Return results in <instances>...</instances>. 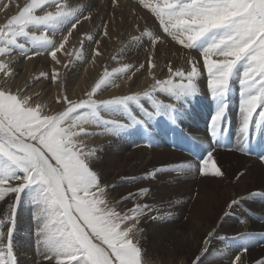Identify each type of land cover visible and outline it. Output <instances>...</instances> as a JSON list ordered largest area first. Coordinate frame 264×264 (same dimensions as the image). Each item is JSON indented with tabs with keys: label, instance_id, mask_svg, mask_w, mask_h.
I'll use <instances>...</instances> for the list:
<instances>
[{
	"label": "snow or ice",
	"instance_id": "obj_1",
	"mask_svg": "<svg viewBox=\"0 0 264 264\" xmlns=\"http://www.w3.org/2000/svg\"><path fill=\"white\" fill-rule=\"evenodd\" d=\"M138 4L155 17L162 30L163 35L146 30L153 47L170 38L184 49L197 50L202 57L207 88L214 101L208 123L210 136L218 141L228 127V100L234 79L239 86L238 134L242 143H248L253 131L264 136V0H138ZM84 11L83 5L73 6L69 0H29L0 25V74L12 76L14 55L31 59L46 52L52 61L61 64L57 54L72 55L65 45ZM65 27L68 35L57 41L56 35ZM104 27L103 34L108 35ZM86 39L93 37L88 35ZM83 44L81 41V51L75 53L77 59ZM188 63L191 68L187 72L173 71L169 66V78L156 79L150 90L93 99L102 86L113 84L115 75L127 71L128 66L114 73L105 71L86 100L77 103L67 96L58 97L57 102L67 103L68 107L55 115L44 114V105L34 103L32 96L0 87V201H12L10 211L0 218V264H18L12 238L17 211L24 202L35 208L34 251L38 264H147L140 244L145 231L142 222L147 220L157 227L168 224L173 219V203L169 199L153 207L151 203L135 202L151 194L150 187L139 186L116 202H132L131 207L118 211L105 199L108 185L102 184L100 174L93 169V164L104 168L107 163L97 147L88 146L87 138L138 134L147 141L145 146L151 147L149 122L166 117L170 125L177 126L182 102L200 92L198 61L189 58ZM154 67L149 59V69ZM57 75L53 71L51 79L55 81ZM157 93L165 94L171 102L159 99ZM142 97L150 107L142 103ZM104 114L120 118L106 119ZM213 151L209 149L172 169L155 167L132 179L153 181L169 172L176 173L177 178L194 172L222 177L224 173L213 162ZM259 151V158L264 160V142ZM239 202L233 199L229 208ZM215 235V231L207 233L203 245L210 246ZM246 235L233 239L243 240ZM247 251L244 246L240 249V253ZM207 252L208 247H202L192 264H203ZM231 264H243L242 255L235 254ZM257 264H264V260Z\"/></svg>",
	"mask_w": 264,
	"mask_h": 264
},
{
	"label": "rangeland",
	"instance_id": "obj_2",
	"mask_svg": "<svg viewBox=\"0 0 264 264\" xmlns=\"http://www.w3.org/2000/svg\"><path fill=\"white\" fill-rule=\"evenodd\" d=\"M115 1H116V4L113 3L114 2L113 0L112 1L111 0H102V1L100 0L96 4L94 3L95 5L93 4V7L91 9L94 10L95 8L96 9L98 8L97 9L98 11H100L102 9L99 13H101L103 11L102 12V14L104 13L103 15L102 14L100 15L97 11L99 16H104V18L99 17L100 21L104 20L106 15H108L109 18L112 17L111 19H113L116 24H118V25L120 24V26L124 21L123 19H125L126 13H128L127 16H129L130 18H132L134 16L132 19H137L138 17H140V11L138 9L140 5L137 3L138 0H136V1L132 0V2L129 0H126L129 2L128 4L131 3V6L128 8L129 12L125 6L121 7L123 3L120 6V3H121L120 0H115ZM134 1H135V3H134ZM28 2H29V0H0V25H3L6 22V20L8 18H10L12 15L17 14L19 12L20 8L23 7ZM102 2H104L103 6H101ZM83 3L88 4V2H86V1H83ZM104 4L106 5V7ZM111 4H112V6L115 4L114 7H111ZM117 6H118V8H117ZM119 6L121 8H119ZM103 9H105L107 11H104ZM49 10H51V9H49ZM93 10L92 11L89 10V11L85 12L86 14L83 13V15L80 19V23L77 24V27L75 29L71 30L73 32V34L71 35L72 37H70V36L68 37V43L65 45V47H66L67 51H69V53H72V55L67 56L64 54V52H61V53L59 52L60 54L59 55L57 54L58 58H61L60 59L61 64H58L59 66L54 61H52L50 59L51 57L48 56L46 52L44 53L45 56H44V54H41L42 57L40 55H38V56H35L34 58H31V59H26L23 56L17 55V56L21 57V59H19V61H17V59L14 60L16 58V55H14L12 57L13 62L15 61L17 64H19V66L22 69H19L20 71L13 72L12 76L7 77V78L3 77V75L0 74V87L9 89L13 93H16L17 91H19L21 95L32 96L34 103L36 102V103H41L42 105H44L43 112L46 115L58 114V113L64 111L68 107L67 103L57 102L58 97L67 96L69 100H71L73 102H77V103L81 100H86L88 98L87 94L92 90V88L95 86V84L104 75L105 71L113 73V72H115L114 70L124 68V64H125V59L122 58V57H124V55H122L123 54L122 49L116 47V46H118V44L115 46V43H113V42H110L109 44H105L99 40H96V41L87 40L86 38L83 37V36L87 37L88 36L87 33L89 35H91L90 33H92L95 30V28L97 27L93 24V21L97 20L96 19L97 16H95L96 14H94ZM146 10L147 9H144V11H146ZM108 11H110V12H108ZM113 11H114V13H113ZM130 11L131 12L134 11L133 12L134 15L132 13H130ZM123 12H124V14H123ZM110 13L112 15L115 14L116 16L114 15V17H113ZM38 14H42V13L38 11ZM131 14H132V16H131ZM117 15H118V18H117ZM119 15L121 16V18L119 17ZM136 15H137V18H135ZM84 16H90L91 18L90 19H84L83 18ZM151 17L155 20V17L152 14H151ZM156 22H158V21H156ZM67 32H68V30L65 32L66 33L65 36L68 35ZM82 32H83V34H82ZM78 34H79V36H78ZM63 36H64V33H63ZM75 38L76 39L81 38V39H79L78 40L79 42H78ZM61 39H62L61 36H60V39H59V37L56 38L57 41H60ZM83 40L86 44L85 43L83 44V48H84V49H82L83 54H82V56H80L81 58L83 57L82 58L83 61H82V60H80L81 58H79V59L76 58L75 53L77 51H81V42L80 41H83ZM89 41H91V42H89ZM150 42H151V39H150ZM84 45L86 47L88 45L89 48L88 47L87 48L90 50L87 51V48H85ZM90 45H92V46H90ZM110 45H112V46H110ZM91 47H93V48H91ZM102 50H104V51H102ZM105 50H107V51H105ZM97 51L100 52L101 55L96 56L95 53ZM194 52L199 53L197 51H194ZM97 58H99V60ZM74 59H76V61H74ZM115 59H116V61H115ZM111 60H113V61H111ZM69 61H71V62H69ZM134 61H136V62H134L135 67H137V69L140 68V66H138L140 64L138 61V58L137 59L135 58ZM46 62H47V67L50 66V68H52L51 75H49L48 77H41L40 72L43 71L45 73L44 66H45ZM77 62L80 64L79 66H78ZM72 63H73V66H76V67L73 68ZM64 65H67V67H65ZM19 66L15 65L14 67L18 68ZM80 66H82V67H80ZM70 67H71V69H70ZM144 67H145V65H144ZM34 68H35V70L37 68L38 69L35 71ZM76 69H77V71H76ZM132 69H134V67H132ZM91 70H92V72H91ZM148 70L143 71V76L146 75L145 77H143V78H146L145 82L142 83L144 80V79H142V81H141L142 84H138L139 86L138 85L134 86L131 83L130 86H131V88L133 87L132 89H130V86L128 87L127 83H124V82H127V80H128V78H124V77L127 76L126 74H129L130 70L125 71V75L123 72L119 73V74L117 73V75H115L116 78H114L117 81H115L114 84H111V86L108 85L107 87H105V90L104 89H102L101 91L98 90L96 92L95 96H93V99L97 98L98 95H100V97L98 96L97 100L111 99L113 97H117L115 95H116V93L119 94L118 92H122L118 96L133 94V93H136V90L138 92V90H139L138 87H141V86H143V88L141 87V89H140L141 91H146V90L151 89L152 85L155 83L154 81L156 79H159V77L158 76L155 77L154 73L152 72L153 71L152 68L148 69ZM53 71L58 73L57 79L55 81H53L51 79ZM150 71H151L152 75H150V79H149V77L147 75L149 74ZM36 72L38 75L36 74ZM78 73H80V74H78ZM33 74H36L37 76H35L34 80L32 81L30 78H31V75L33 78ZM68 74H70V75L68 76ZM74 74L76 76H74ZM22 75H23V77H21ZM68 77H69V79H68ZM74 77L77 79L75 80ZM71 78H72V80H73L72 82L74 84L71 83ZM88 78H90L93 81V85L90 83L91 85L89 84V88L87 89L86 84H87ZM168 78H169V76L166 77L164 80H166ZM176 78H177L176 80H178V77H176ZM35 79H37V80H35ZM132 79L135 80V76H132ZM44 80L47 83L44 82ZM74 80H75V82H74ZM139 80L140 79H137V81H139ZM60 82H61V84H60ZM42 83H44V84H42ZM237 83H238V81H237ZM37 85H39V86H37ZM148 85H150V87ZM82 86H84L85 88ZM146 86L148 88H146ZM134 87H137L138 89L135 88L136 89L135 90ZM110 88L112 90H114V89L115 90L112 91V90H110ZM122 88L124 91H122ZM29 90L34 91V92L29 93L28 92ZM128 90H129V92H128ZM133 90H134V92H133ZM126 91H127V93H126ZM36 93H39V96L36 97V95H35ZM105 93H107L108 95ZM101 94H103V95H101ZM159 95H157V96L161 100H165L166 103H167V101L171 102L170 99L167 98V96L165 94L159 93ZM163 96H165V97H163ZM231 96H233V95L230 94L229 99ZM166 99H169V100H166ZM141 100H142V103L147 104L146 106L150 107L149 101L146 98L142 97ZM236 101H239V93H238L236 100H233V103H236ZM228 102H229L230 107H232L231 101L228 100ZM184 103H185V105H184ZM187 107H188L187 102L183 101L182 107L180 108L181 114H184L183 111L186 112V115H188V113L191 114L188 110L189 107L188 108ZM194 107H191V108L195 110L197 107L196 106H194ZM230 107L227 109L229 112H230V110H229ZM238 107L235 108V110L237 112L239 111ZM237 112L234 114H237ZM209 120L206 121L204 132L207 133V135H208L209 144H211L213 147L219 149L220 137L222 134L218 137V141L214 140L210 136V133L208 131ZM185 127H183V124H181V123L180 124L178 123L177 126H172V125H170L168 120L165 119V117H156L155 119H153L152 121L149 122V128H150L149 136L151 138L152 146L146 147L145 145H146L147 141L145 139H143L140 135L137 134L141 144L140 145L136 144V143L135 144L139 145L141 147H134L133 150L129 149L126 154L123 153L124 148L121 150V147L124 143L122 141V138H124V136L127 137L129 135H123L122 137H120V139L114 138V140L113 139L107 140L108 136L107 137L106 136H98V138L102 137L103 140H101V139L98 140L97 136L96 137H88L87 142H88L89 147H97L99 149L100 156L107 163V166L104 168H101L98 165L93 164V169L95 168L94 170H96L101 176L102 184L108 185V188L106 189L107 195H106L105 199H107L110 204L116 205V202L118 200H120L122 196H125L130 191V187H132V188L134 187L133 189L135 190L139 186L150 187L151 188V194L147 197L146 200L142 199V198L141 199L137 198V200L135 202L140 200L138 202H147V203H151L153 207H159L161 204V201L167 202L169 199H171V201L173 203V208H172L173 219L168 224L164 225L160 229V227L155 226L154 224H152L151 222H149L147 220L142 222V227L144 228L145 232L143 233V236L140 239V244L142 246L144 260L147 262V264H177V263L178 264L179 263L180 264H192L194 255L198 254L199 250L202 247V244H203L202 241H203L204 235L206 236L207 235L206 233H209L211 230L216 232L215 238L214 237L212 238L210 246H206V245H203V246L208 247V252H207L208 255L212 251H214V249L216 248L214 252L217 253V255L215 253H214L215 255L212 254L213 252L209 256L207 255V253L204 254L205 258L203 257V264H220L219 263L221 260L220 257H222L221 250H224L227 248V247L223 246V243H221L222 242L221 239H223V238H221L222 236L219 237V235H221V234H223V236H224V233L225 234L228 233L229 235L233 236V237H231V239L239 242V245L242 243L241 247L244 246L247 248H248V245H247L248 244V237H249V239L254 238V237L261 238L263 240L262 247L257 246L256 247L257 249H255L253 252H249L248 254H246V252H245V254L247 255L246 264H257L258 261L264 260V246H263L264 245V229H258V227H257L259 225V223H260V225L264 224V217H263L264 215H262V214H264V208L258 209V206L255 203H253L256 201L255 199H257V200L262 199L261 197H262V195H264V192L262 190L260 191V189L263 188V184L259 180L256 181V180L251 179L249 181L248 186L245 188L246 190H245V194H243L244 196L242 198H238L237 191H238L239 187H238V184L236 182L237 173L231 169L225 170V168H221L220 163L223 162V160L218 161L219 158H217V161L213 160V162H215L217 167L221 168L222 172L224 173V175L222 177H212L210 175L205 177V176L200 175L199 173L194 172V173H189L186 175H181L177 178L176 173L169 172L168 174H161L158 179L153 180V181H139V180H137V181L133 182V179H132L133 177L141 176L145 172L151 171L155 167L164 166V167H167L169 169H172V168L177 167L181 162H190V161H193L196 158V156L206 154V151L209 149L206 150L205 146L198 144L197 143L198 140L195 139V137H193V135L191 133H189L185 129ZM90 130H96V129H90ZM223 133L227 134L228 131H224ZM90 138H91V140L88 141V139H90ZM92 140H93V142H92ZM90 141L92 142V145L89 143ZM120 141H122L123 143H121ZM104 142H107V144ZM101 143H103L104 145ZM158 143H161V145ZM101 146H102V148H101ZM159 146H161V147H159ZM119 147H120L121 152L119 151ZM164 148H165V151L166 150H168V151L171 150L173 152L177 151L176 153H178V154L173 153L175 156L167 154V155H164L165 158L162 157V159H161V157L157 156L155 154V152L158 150H164ZM227 149L228 148L226 146H222V148H221V150H225V151H227ZM102 151H104V152H102ZM249 156H251V155H249ZM262 167L264 169V166H262ZM210 171H211V169H210ZM128 179H129V181H128ZM138 182H139V184H138ZM113 184L115 185L114 188L112 187ZM132 184H134V186H132ZM223 184L227 185L226 186V188H227L226 194L221 193L223 191V190H221V187H222L221 185H223ZM120 185H121V187H118ZM199 191L203 192L202 196L205 197L204 202L208 203L213 214H211V212H209V211L206 214H203L204 212H200V215H202V217H201L197 213V209L200 206V199L202 197L201 194H198ZM249 192L255 193V195L250 196ZM247 193H249V194H247ZM247 196L249 199L247 198ZM250 197H251V199H250ZM236 198L240 199L239 200L240 202L237 205L233 206L232 208H229V204L231 203L230 201H232L233 199H236ZM248 200H249V202H247ZM11 203H12L11 200H7V202L0 201V218H2L3 216H6L7 213L10 211L9 204H11ZM127 203H128V205H127ZM129 203L132 204V202H125L123 204L121 203L119 205H116L117 210L118 211L126 210L128 207H131V205ZM225 207L227 208L226 210H225ZM34 210H35V208L33 205L24 202V203H21V205L19 206V209L17 211L16 224H15L16 233H15V235H13L12 242L14 243L13 248L15 250V255H17L16 258L18 260V264H36L35 262L37 261L36 259L38 258V256L35 254V251H33L34 250V238H33L34 237V229H33L34 228V220H33V213L32 212H34ZM235 210L236 211L239 210L238 212H241L242 214H240V213L238 214V212H236ZM238 215L239 216L240 215H243V216L246 215L247 216V217H245V216L242 217L243 220L241 219L242 224H244L243 225V228L245 229L244 234H247V236H248V237L246 236L247 239L245 237L244 240L233 239L234 237H236L235 232L237 231L236 229H238V227H237V221L239 220ZM248 218H250L251 220H253V222L254 221L255 222L254 223L250 222V220H247ZM189 221H193L198 228H201L203 226L202 225L203 221L207 225V228H206L205 232L203 233V236L200 238L199 242L195 243L194 246H196V247L194 250H191L194 246L191 247L188 243L184 242L186 239L185 238L186 236L183 239H181L182 242H178V244H177L178 246L174 243L177 241H175V240L171 241V239H173L174 235L177 232H182L184 229L187 228V226H188L187 223H189ZM234 221L236 222V224ZM30 224L32 227L30 226ZM220 230L223 232L221 233ZM246 230L249 231V233ZM250 232H252V234ZM234 233H235V235H234ZM256 233H258V234H256ZM225 237H227V236H224L223 242L226 240ZM246 240H247V242H246ZM241 241H244L245 243H243ZM182 243H183V245H182ZM231 243H229V244H231ZM218 244L220 245V247ZM227 245L228 244H226V246ZM211 246H212V248H211ZM213 247H215V248H213ZM218 249H220V250H218ZM186 251H187V253H186ZM217 251L220 252V254H221L220 257H219L220 254H218L219 252H217ZM17 252H18V254H17ZM175 255H177V256H175ZM211 255L214 256V257L212 256L214 259L212 257H210ZM216 256H217V258L219 257L218 260H216ZM34 258H36V259H34ZM214 260H216L217 262Z\"/></svg>",
	"mask_w": 264,
	"mask_h": 264
},
{
	"label": "bare ground",
	"instance_id": "obj_3",
	"mask_svg": "<svg viewBox=\"0 0 264 264\" xmlns=\"http://www.w3.org/2000/svg\"><path fill=\"white\" fill-rule=\"evenodd\" d=\"M83 1H86V2H88V4H84L83 3ZM100 0H69V2L73 5V6H75V5H83L84 6V8H85V11L83 12V13H85V12H87V11H89V10H93V9H91L92 7H93V4L95 3H97V2H99ZM102 1V0H101ZM112 1V0H111ZM114 1V0H113ZM129 1H131L132 2V0H129ZM136 1V0H135ZM135 1H134V3H135ZM106 2V1H105ZM120 6H121V4H122V6L121 7H123V6H125L127 9L131 6V3L130 4H128L129 2L128 1H126V0H120ZM103 3L104 2H102V4H101V6H103ZM114 3V2H113ZM138 3V2H137ZM94 4V5H95ZM115 4H116V1H115ZM114 4V5H115ZM119 4V3H118ZM105 5V4H104ZM114 5L112 6V4H111V7H114ZM135 5V4H134ZM110 6V5H109ZM119 6V8H121ZM98 7V6H97ZM105 7H106V5H105ZM104 7V8H105ZM103 8V7H102ZM109 8V7H108ZM117 8H118V6H117ZM98 9V8H97ZM96 8L93 10V12H94V14H96L95 16H97L96 17V19L97 20H94L93 21V24L95 25V26H97L96 28H95V30L92 32V33H90L91 34V36L93 37V40L94 41H96V40H99V41H101L102 43H105V44H109L110 42H113V43H115V46L118 44V46H116V47H118V48H121L122 49V55H124V57H122L123 59H125V64H124V67H125V65H127L128 66V70H130V72H129V74H126L127 76L126 77H124V78H128V80H127V82H124L123 80V82L124 83H127V85H128V87L130 86V84L132 83V85H134V86H136V85H138V84H142V83H144L145 82V80H146V78H143V77H145V76H143V71L144 70H148L149 69V59H151L152 60V62L156 65V67H154V68H152V72L154 73V75H155V77H159V80H164L166 77H168V76H170L171 75V73L168 71V68H169V66H171L172 67V69H173V71H175L176 69H181V70H184L185 72H187V71H190V68H191V65L188 63V60H189V58H195L197 61H198V64H199V67H200V72H201V76L198 78V86H199V88H200V92H199V94L197 95V96H195V97H193V98H188L187 100H185L184 102H187V105H188V107L190 108H188V110H189V112L191 113V114H189L188 113V115H186V112L185 111H183V113L184 114H181V117H180V120H179V124L181 123V124H183V127H185V129L189 132V133H191L192 135H193V137H195V139H197L198 140V144H200V145H203V146H205V149L207 150V149H214V151H213V160H216L217 161V158H219V160L218 161H221V160H223V162H221L220 163V166H221V168H225V170H227V169H231V170H233L234 172H236L237 173V177H241L242 176V178H240V179H236V182H237V184H238V191H237V196H238V198H242L244 195L243 194H245V188L248 186V184H249V181L251 180V179H253V180H259L262 184H263V188H261L260 189V191L262 190L263 192H264V169H263V167L262 166H264V160H261L259 157H260V155L258 156V157H255L254 155H251V156H249V155H247L246 153H245V149H246V145L247 144H243L242 143V141H241V138H240V136H239V134H238V124H239V111L237 112L236 110H235V108L236 107H238L239 106V101H236V103H233V100H236V98H237V96H238V93H239V86H238V83H237V80L236 79H234L233 81H232V85H233V92L231 93L233 96H231L230 97V101H231V105H232V107H230V105H229V107H230V112L227 110V119H228V127H227V129L226 130H224V131H228V133L227 134H225V133H223L224 131H222V135H221V137H220V145H219V149L218 148H215V147H213L211 144H209V142H208V135H207V133H205L204 132V128H205V125H206V121L207 120H209L210 119V116L212 115V112L214 111V101L212 100V98H211V95H210V92H209V90H208V88H207V73H206V69H204V67H203V59H202V57L200 56V54L199 53H196V52H194V51H197V50H188V49H184L181 45H178L176 42H174V41H171V39L170 38H168V39H165L163 42H157L156 43V45H155V47H153V45H152V43L150 42V37H148L146 34H145V32H146V30L147 31H151V32H153L154 34H157V35H163L161 32H162V30H160L159 28H158V22H156L152 17H151V13L148 11V10H146V11H144V9L145 8H143L141 5L139 6V11H140V17H138L137 18V15H136V17L135 18H137V19H132V18H130L129 16H127V14L128 13H126V15H125V19H123L124 21H123V23L121 24V26H120V24L118 25V24H116L115 23V21L113 20V19H111V18H109V16L108 15H106V17H105V19L104 20H102V21H100L99 19V17H101V18H104V16H99V14L101 15L102 14V12L101 13H99L100 11H98ZM107 9V8H106ZM112 9V8H111ZM110 9V10H111ZM126 9V10H127ZM104 11H107V10H105V9H103ZM109 10V9H108ZM97 11H98V13H97ZM135 11V10H134ZM134 11H130V13H132L133 14V12ZM108 12H110V11H108ZM120 12V11H119ZM128 12H129V9H128ZM113 13H114V11H113ZM121 13V12H120ZM86 14V13H85ZM104 14V13H103ZM102 14V15H103ZM111 14V13H110ZM118 14V13H117ZM123 14H124V12H123ZM132 14H131V16H132ZM112 15V14H111ZM110 15V16H111ZM115 15V14H114ZM114 15H112L113 17H114ZM130 15V14H129ZM134 15V14H133ZM116 16V15H115ZM94 17V16H93ZM119 17L121 18V16L119 15ZM123 17V16H122ZM116 18V17H115ZM117 18H118V15H117ZM84 20V19H83ZM119 21V20H118ZM89 23V22H88ZM118 23V22H117ZM120 23V22H119ZM107 26V31H108V35H104L103 33H104V31H105V27L104 26ZM68 30V28L67 27H65L64 29H62L61 30V32H59L57 35H56V37H55V39L57 38V37H59V39H60V36H61V38H62V36H63V33H64V36H65V32ZM68 33V32H67ZM72 34H73V32H72ZM82 34H83V32H82ZM87 35H89L88 33H87ZM78 36H79V34H78ZM134 36H136V37H140V39L139 40H133L132 39V37H134ZM70 37H72V36H70ZM84 38H86V36H83ZM76 39V38H75ZM79 39H81V38H79ZM79 39H76L77 41L79 40ZM83 39V38H82ZM84 41V40H83ZM93 41V42H94ZM79 42V41H78ZM81 42V41H80ZM89 42H91V41H89ZM85 43V42H84ZM88 43V42H87ZM101 43V44H102ZM86 44V43H85ZM93 44V43H92ZM97 44V43H96ZM89 45V44H88ZM88 45H87V47H88ZM98 45V44H97ZM114 45V44H113ZM85 46V45H84ZM90 46H92V45H90ZM96 46V45H95ZM110 46H112V45H110ZM86 46H85V48H87ZM108 47V46H107ZM89 48V47H88ZM87 48V51L88 50H90V49H88ZM91 48H93V47H91ZM105 48V47H104ZM84 49V48H83ZM99 50V49H98ZM119 50V49H118ZM117 50V51H118ZM42 52H43V50H41ZM102 51H104V50H102ZM101 51V52H102ZM105 51H107V50H105ZM69 52V51H68ZM198 52V51H197ZM61 53V52H60ZM60 53H58V55L60 54ZM115 53V52H114ZM44 54V53H43ZM83 54V53H82ZM41 56V55H40ZM44 56H45V54H44ZM68 56V55H67ZM82 56V55H81ZM42 57V56H41ZM48 57V56H47ZM46 57V58H47ZM61 57V56H60ZM34 58V57H33ZM81 58V57H80ZM83 58V57H82ZM82 58L80 59V60H82ZM135 58L137 59L138 58V61H139V65L138 66H140L141 64H143V65H145V67L144 68H138L137 69V67H135V64H134V62H136V61H134L135 60ZM17 59V61H19V59H21V57H19V56H17L16 55V58L14 59V60H16ZM51 59V58H50ZM59 59H61V58H59ZM98 60H99V58H97ZM119 59V58H118ZM13 61V60H12ZM33 61V60H32ZM45 61V60H44ZM74 61H76V59H74ZM79 61V60H78ZM83 61V60H82ZM81 61V62H82ZM111 61H113V60H111ZM115 61H116V59H115ZM28 62V61H27ZM110 62V61H109ZM51 63V62H50ZM76 63V62H75ZM78 63V62H77ZM52 64V63H51ZM84 64V63H83ZM113 64V63H112ZM15 65H18L19 66V64H17L15 61L12 63V73L13 72H15V71H20L19 69H22L20 66L18 67V68H16V67H14ZM58 65V64H57ZM80 64L78 63V66H79ZM32 66V65H31ZM37 66V65H36ZM59 66V65H58ZM72 66H73V63H72ZM83 66V65H82ZM82 66H80V67H82ZM40 67V66H39ZM74 67H76V66H73V68ZM100 67V66H99ZM132 67H134V69H132ZM32 68V67H31ZM72 68V69H73ZM110 68V67H109ZM30 69V68H29ZM38 69V68H37ZM36 69V70H37ZM44 69H45V73H47L48 75L46 76V77H48L49 75H51V71H52V68H50V66L49 67H47V62H46V64H45V66H44ZM70 69H71V67H70ZM101 69V68H100ZM34 70H35V68H34ZM35 70V71H36ZM80 70V69H79ZM78 70V71H79ZM32 71V70H31ZM75 71V70H74ZM76 71H77V69H76ZM75 71V72H76ZM113 71V70H112ZM115 71V70H114ZM149 71V70H148ZM42 73H44L43 71H41ZM41 72H40V74H41ZM67 72V71H66ZM91 72H92V70H91ZM90 72V73H91ZM99 72V71H98ZM101 72V71H100ZM114 73V72H113ZM124 73V75H125V72H123ZM145 73V72H144ZM36 74H37V72H36ZM36 74H33V78H32V75H31V80L33 81L34 80V77L35 76H37ZM72 74V73H71ZM78 74H80V73H78ZM97 74V73H96ZM119 74V73H118ZM70 74H68V76H69ZM117 75V74H116ZM74 76H76L75 74H74ZM119 76V75H118ZM132 76H135V80L134 79H132ZM148 77H149V79H150V74H148L147 75ZM21 77H23V75L21 76ZM75 78V77H74ZM116 78V77H115ZM131 78V79H130ZM19 79V78H18ZM21 79V78H20ZM68 79H69V77H68ZM77 78H75V80H76ZM101 79V78H100ZM120 79V78H119ZM118 79V80H119ZM137 79H140L139 81H137ZM142 79H144L143 80V82L141 83V81H142ZM175 79H177V78H175ZM35 80H37V79H35ZM65 80V79H64ZM75 80H74V82H75ZM88 81H87V84H86V86H87V89L89 88V84L91 83L92 85H93V81L90 79V78H88L87 79ZM125 80V79H124ZM154 80V79H153ZM178 80H179V78H178ZM73 80H72V78H71V83H73L72 82ZM80 81V80H79ZM96 81V80H95ZM115 81H117V80H115L114 79V82ZM126 81V80H125ZM151 81V80H150ZM41 82V81H40ZM44 82H46L45 80H44ZM69 82V81H68ZM81 82V81H80ZM149 82V81H148ZM155 82V81H154ZM47 83V82H46ZM118 83V82H117ZM152 83V82H151ZM42 84H44V83H42ZM60 84H61V82H60ZM74 84V83H73ZM76 84V83H75ZM90 84V85H91ZM114 84V83H113ZM121 84V83H120ZM72 85V84H71ZM85 85V84H84ZM37 86H39V85H37ZM44 86V85H43ZM73 86V85H72ZM75 86V85H74ZM109 86H111V85H109ZM119 86V85H118ZM139 86V85H138ZM137 86V87H138ZM149 87H150V85H148ZM45 87V86H44ZM68 87V86H67ZM71 87V86H70ZM78 87V86H77ZM82 87H84V86H82ZM105 87H107V86H102L101 87V89H99V91H101L102 89H104L105 90ZM116 87V86H115ZM127 87V88H128ZM137 87H134V89L135 88H137ZM142 88H143V86H141ZM141 87H138L139 88V90H138V92H144V91H141L140 89H141ZM85 88V87H84ZM121 88V87H120ZM133 88V87H132ZM131 88V86H130V89H132ZM137 88V89H138ZM146 88H148L147 86H146ZM82 89V88H81ZM129 89V88H128ZM129 89V90H130ZM110 90H112L111 88H110ZM109 90V91H110ZM115 90V89H114ZM114 90H112V91H114ZM127 90V89H126ZM129 90H128V92H129ZM136 90V89H135ZM150 90V89H149ZM47 91V90H46ZM88 91V90H87ZM118 91V90H117ZM122 91H124L123 90V88H122ZM29 93L30 92H34V91H28ZM50 92V91H49ZM91 92V91H90ZM103 92V91H102ZM133 92H134V90H133ZM132 92V93H133ZM136 92H137V90H136ZM48 93V92H47ZM119 94H117L116 93V95L115 96H118V95H120V93H122V92H118ZM126 93H127V91H126ZM98 94V93H97ZM105 94H107V93H105ZM124 94V93H123ZM101 95H103V94H101ZM108 95V94H107ZM114 95V94H113ZM157 95H159V93L157 94ZM94 96H95V94H94ZM99 97H100V95H98ZM98 96H97V98H98ZM111 96V95H110ZM160 96V95H159ZM37 97V96H36ZM102 97V96H101ZM104 97V96H103ZM108 97V96H107ZM112 97V96H111ZM158 97V96H157ZM163 97H165V96H163ZM97 98H95L96 100H97ZM159 98V97H158ZM168 98V97H167ZM101 99V98H100ZM142 99V98H141ZM160 99V98H159ZM166 100H169V99H166ZM238 100V99H237ZM165 101V100H164ZM167 102H169V101H167ZM36 103V102H35ZM229 103V102H228ZM147 104H145V106H146ZM184 105H185V103H184ZM194 106H196L197 108L194 110V109H192L191 107H194ZM184 107V106H183ZM181 108V107H180ZM195 108V107H194ZM239 108V107H238ZM184 109V108H183ZM186 110V109H185ZM237 112V114H234V113H236ZM48 113V112H47ZM105 115V118L106 119H111V118H117V119H119L120 117H118V116H111V115H108V114H104ZM165 119H166V117H165ZM182 128V127H181ZM95 131H99L98 129H96ZM185 131V130H184ZM186 133V132H185ZM107 137V136H106ZM97 139L99 140V139H101V140H103L102 139V137L101 138H98V136H97ZM105 139V138H104ZM109 139H113L114 140V138H111V137H108V139L107 140H109ZM118 139V138H117ZM120 139V138H119ZM89 140H91V138L90 139H88V141ZM106 141V140H105ZM119 141V140H118ZM124 143H123V142ZM122 141H120L121 143H123V145H122V147H121V150L123 149L124 151H123V153H127V151L129 150V149H131V150H133V148L134 147H138L136 144H141V142L139 141V138H138V135L136 134H133V135H129V136H127V137H125L124 136V138H122ZM92 142H93V140H92ZM92 142L90 141L89 143L92 145ZM115 142V141H114ZM117 142V141H116ZM159 142V141H158ZM249 143H250V145L252 146V148H254V147H257V148H259V145H260V143H262V142H264V136H262V135H260L259 133H257V132H255V131H253V133H251L250 134V137H249V141H248ZM88 143V142H87ZM104 143H106L107 144V142H104ZM136 143V144H135ZM101 144H103V143H101ZM109 144V143H108ZM114 144V143H113ZM120 144V143H119ZM158 144H160L161 145V143H158ZM99 145V144H98ZM104 145V144H103ZM116 145V144H115ZM89 146V145H88ZM165 146V145H164ZM222 146H226L228 149H227V151H225V150H221V148H222ZM115 147V146H114ZM139 147H141V146H139ZM159 147H161V146H159ZM101 148H102V146H101ZM100 148V149H101ZM241 148H243L244 150L243 151H241L240 149ZM118 150V149H117ZM144 150V149H143ZM119 151H120V147H119ZM175 151V150H174ZM102 152H104V151H102ZM121 152V151H120ZM177 152V151H176ZM176 152H173V151H168V150H166L165 151V148H164V150H158V151H156L155 152V154L157 155V156H159V157H161V159H162V157H164V155H173V156H175L173 153H176ZM131 153V152H130ZM129 153V154H130ZM117 154V153H116ZM119 154V153H118ZM176 154H178V153H176ZM249 157V158H248ZM165 158V157H164ZM160 159V160H161ZM159 160V161H160ZM175 161V160H174ZM176 163V162H175ZM116 165V164H115ZM138 165V164H137ZM219 166V165H218ZM127 167V166H126ZM118 168V167H117ZM220 168V167H219ZM221 168H220V170H221ZM95 169V168H94ZM111 171V170H110ZM222 171V170H221ZM115 172V171H114ZM136 174V173H135ZM122 176V175H121ZM110 178V177H109ZM103 179V178H102ZM109 180V179H108ZM125 181V180H124ZM128 181H129V179H128ZM137 181V180H136ZM122 182V181H121ZM131 182V181H130ZM133 182H135V181H133ZM127 183V182H126ZM141 183V182H140ZM129 184V183H128ZM138 184H139V182H138ZM114 185V184H113ZM136 185V184H135ZM132 186H134V184H132ZM222 187H221V190H223L221 193L222 194H226V184H223V185H221ZM118 187H121V185L120 186H118ZM134 188V187H133ZM132 187H130V191L129 192H134L135 190L133 189ZM234 188V187H233ZM124 191V190H123ZM259 191V192H260ZM115 192V191H114ZM128 192V193H129ZM255 192V191H254ZM257 192V191H256ZM127 193V194H128ZM250 193V192H249ZM249 193H247V194H249ZM126 194V195H127ZM198 194H201V196H202V194H203V192L202 191H199L198 192ZM251 196V195H250ZM205 197L204 196H202L201 197V199H200V206L198 207V209H197V213L200 215V212H204L203 214H206V213H208V211L209 212H211V214H213L212 213V210H211V208L209 207V205H208V203H206V202H204L205 201V199H204ZM238 198H236L237 200H240V199H238ZM247 198H248V196H247ZM262 199H255L256 201L255 202H253V203H255L257 206H258V209H260V208H264V195H262V197H261ZM141 199V198H140ZM249 199V198H248ZM250 199H251V197H250ZM243 200V199H242ZM241 200V201H242ZM263 200V201H262ZM138 201H140V200H138ZM137 201V202H138ZM116 202V201H115ZM231 202V201H230ZM247 202H249V200L247 201ZM229 203V202H228ZM243 203V202H242ZM252 203V204H253ZM123 204V203H122ZM130 204V203H129ZM213 204V203H212ZM254 204V205H255ZM126 205V204H125ZM127 205H128V203H127ZM131 205V204H130ZM247 205V204H246ZM253 205V206H254ZM119 208V207H118ZM227 208L225 207V210H226ZM249 209V208H248ZM263 210V209H262ZM231 211V210H230ZM236 211V210H235ZM239 211V210H238ZM238 211H236V212H238ZM256 211V210H255ZM262 212V211H261ZM33 213V212H32ZM242 214L241 212H238V214ZM259 214V213H258ZM31 215V214H30ZM262 215H264V214H262ZM201 217H202V215H200ZM245 217H247L246 215H244ZM243 215H238V217H239V220L237 221V227H238V229H236L237 231L235 232L236 233V235H235V233H234V235L235 236H237V235H239V234H244L245 233V229L243 228V225L244 224H242V217H244ZM196 217V216H195ZM231 217V216H230ZM237 217V218H238ZM264 217V216H263ZM236 218V219H237ZM230 219V218H229ZM228 219V220H229ZM235 219V218H234ZM242 219V220H241ZM221 220V219H220ZM227 220V221H228ZM246 220V219H245ZM247 220H250V222H253V220H251L250 218H248ZM246 220V221H247ZM225 221V220H224ZM219 222V221H218ZM235 222V221H234ZM244 222V221H243ZM248 222V221H247ZM255 222V221H254ZM253 222V223H254ZM257 222V221H256ZM28 223V222H27ZM221 223V222H220ZM233 223V222H232ZM245 223V222H244ZM153 224V223H152ZM188 224V226H187V228L186 229H184L182 232H177L175 235H174V237H173V239H171V241L172 240H175V241H177V242H174L176 245L178 244V242H182V240L181 239H183L185 236V241L184 242H186V243H188L191 247H193L194 245H195V243L196 242H199V240H200V238L203 236V233L205 232V230H206V228H207V225L204 223V221L202 222V227L201 228H198L197 226H196V224L193 222V221H189V223H187ZM231 224V223H230ZM229 224V225H230ZM235 224H236V222H235ZM200 225V224H199ZM258 225V224H257ZM264 225V224H263ZM263 225H260V223H259V225L257 226L258 227V229H264V226ZM30 226H31V224H30ZM232 226V225H231ZM28 227V226H27ZM32 227V226H31ZM148 227V226H147ZM227 227V226H226ZM230 227V226H229ZM236 227V228H237ZM245 227V226H244ZM18 228V227H17ZM225 228V227H224ZM247 228V227H246ZM34 229V228H33ZM147 229V228H146ZM160 229H161V227H160ZM257 229V228H256ZM215 230V229H214ZM222 230V229H221ZM220 230V231H221ZM228 230V229H227ZM235 230V229H234ZM19 231V230H18ZM155 231V230H154ZM211 231H213V230H211ZM247 231V230H246ZM252 231V230H251ZM145 232V231H144ZM223 231H221V233H222ZM225 232V231H224ZM228 232V231H227ZM248 233H249V231H247ZM15 233H16V230H15V232H14V235H15ZM152 233V232H151ZM218 233V232H217ZM251 234H252V232H250ZM254 233V232H253ZM23 234V233H22ZM158 234V233H157ZM207 234V233H206ZM228 233H224V236H227V237H225L226 238V240L223 242V239H224V236H223V234H221V235H219V237L220 236H222L221 238H223V239H221L222 240V242L221 243H223V246H225V247H227L226 249H224V250H221V254H222V257H220L221 256V254H220V252L219 251H217V252H219L218 254H220L219 255V257H220V264H231V262H232V260L234 259V255L235 254H241L242 255V260H243V264H246V257H247V255L246 254H248L249 252H253L255 249H257L256 247L257 246H261L262 247V244H263V240L261 239V238H259V237H254V238H251V239H249V237H248V251L246 252V254H245V252H243V253H240V249H241V244L239 245V242H237V241H234V240H232L231 239V237H233V236H231V235H227ZM256 234H258V233H256ZM23 236V235H22ZM28 237V236H27ZM204 237H205V235H204ZM247 237H246V239H247ZM34 238V237H33ZM214 238H215V236H214ZM217 238V237H216ZM162 239V238H161ZM23 240V239H22ZM214 240V239H213ZM244 240V239H243ZM23 242V241H22ZM232 242V243H231ZM241 242H243V243H245L244 241H241ZM246 242H247V240H246ZM13 243V242H12ZM21 243V242H20ZM214 243V242H213ZM229 243H231V244H229ZM26 244V243H25ZM226 244H228L227 246H226ZM13 245H14V243H13ZM182 245H183V243H182ZM181 245V246H182ZM219 245V244H218ZM178 246V245H177ZM216 246V245H215ZM229 246V247H228ZM264 246V245H263ZM195 247L196 246H194L191 250H194L195 249ZM202 247H204L203 246V244H202ZM201 247V248H202ZM219 247H220V245H219ZM20 248V247H19ZM184 248V247H183ZM190 248V247H189ZM211 248H212V246H211ZM213 248H215V247H213ZM223 248V247H222ZM259 248V247H258ZM17 249V248H16ZM177 249V248H176ZM180 249V248H179ZM186 249V248H185ZM216 249V248H215ZM215 249H214V251H215ZM184 250V249H183ZM187 250V249H186ZM211 250V249H210ZM218 250H220V249H218ZM17 251V250H16ZM34 251V250H33ZM155 251V250H154ZM214 251H212L211 253L212 254H214L215 252ZM14 252H15V250H14ZM23 253V252H22ZM186 253H187V251H186ZM210 253V254H211ZM256 253V252H255ZM17 254H18V252H17ZM209 254V255H210ZM216 255H217V253H215ZM214 254V255H215ZM257 254V253H256ZM207 255H208V253H207ZM208 255V256H209ZM17 256V255H16ZM19 256V255H18ZM175 256H177V255H175ZM195 256V255H194ZM207 256V257H208ZM213 255H211L210 257H212ZM189 257V256H188ZM204 257V256H203ZM214 257V256H213ZM212 257V258H213ZM218 257V258H219ZM37 258V257H36ZM36 258H34V259H36ZM205 258V257H204ZM218 258H217V256H216V260H218ZM184 259V258H183ZM214 259V258H213ZM37 261L35 262L36 264H38V258L36 259ZM164 260V259H163ZM208 260V259H207ZM211 260V259H210ZM216 260H214V261H216ZM182 261V260H181ZM191 262V261H190ZM205 262V261H204ZM212 262V261H211ZM217 262V261H216ZM149 263V262H148ZM213 263V262H212ZM178 264V263H177ZM180 264V263H179Z\"/></svg>",
	"mask_w": 264,
	"mask_h": 264
}]
</instances>
